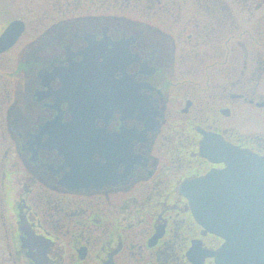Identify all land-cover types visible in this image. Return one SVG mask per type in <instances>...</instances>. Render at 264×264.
Segmentation results:
<instances>
[{"label":"flooded vegetation","instance_id":"af4514ba","mask_svg":"<svg viewBox=\"0 0 264 264\" xmlns=\"http://www.w3.org/2000/svg\"><path fill=\"white\" fill-rule=\"evenodd\" d=\"M38 9L0 29V264H216L182 186L264 156V0Z\"/></svg>","mask_w":264,"mask_h":264},{"label":"water","instance_id":"95a60500","mask_svg":"<svg viewBox=\"0 0 264 264\" xmlns=\"http://www.w3.org/2000/svg\"><path fill=\"white\" fill-rule=\"evenodd\" d=\"M24 29L13 20L0 35V52ZM227 166L182 186L194 217L224 242L211 253L216 264H264V156L238 149Z\"/></svg>","mask_w":264,"mask_h":264},{"label":"rangeland","instance_id":"374dc122","mask_svg":"<svg viewBox=\"0 0 264 264\" xmlns=\"http://www.w3.org/2000/svg\"><path fill=\"white\" fill-rule=\"evenodd\" d=\"M44 2V0H0V29L4 22H7L10 16L21 15L27 6L33 7V12L38 13L40 8V4ZM46 3V2H45ZM12 13V14H10ZM33 18L29 20L30 24L36 22V15L32 16ZM32 27V25H31ZM4 149L0 148V152H3ZM2 154L0 153V156Z\"/></svg>","mask_w":264,"mask_h":264}]
</instances>
